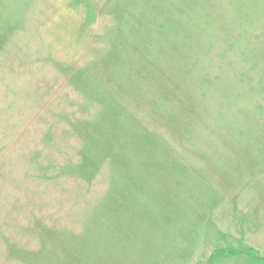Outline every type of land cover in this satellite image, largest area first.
I'll list each match as a JSON object with an SVG mask.
<instances>
[{
	"label": "rangeland",
	"instance_id": "obj_1",
	"mask_svg": "<svg viewBox=\"0 0 264 264\" xmlns=\"http://www.w3.org/2000/svg\"><path fill=\"white\" fill-rule=\"evenodd\" d=\"M236 252L264 264V0H0V264Z\"/></svg>",
	"mask_w": 264,
	"mask_h": 264
},
{
	"label": "trees",
	"instance_id": "obj_2",
	"mask_svg": "<svg viewBox=\"0 0 264 264\" xmlns=\"http://www.w3.org/2000/svg\"><path fill=\"white\" fill-rule=\"evenodd\" d=\"M112 195H113V191L111 190L109 193H108V199L105 201V204H104V207L103 208H101V211H100V213L101 214H103V213H108V215H106L107 216V218H104V219H108V218H110L112 215H113V209H114V201H113V199H112ZM124 199H123V201L122 202H119V206L121 207V206H123L125 203H126V201H128L127 200V198L126 197H124V196H122ZM107 203H109V205H106ZM112 212V213H111ZM111 213V214H110ZM130 230V229H129ZM129 230H128V232H129ZM125 233H127V232H123L122 234L124 235ZM133 239V238H132Z\"/></svg>",
	"mask_w": 264,
	"mask_h": 264
},
{
	"label": "crops",
	"instance_id": "obj_3",
	"mask_svg": "<svg viewBox=\"0 0 264 264\" xmlns=\"http://www.w3.org/2000/svg\"><path fill=\"white\" fill-rule=\"evenodd\" d=\"M236 253L237 255L235 257L238 258L239 264H256V261L258 260V258L255 257V255H257L256 252H252V254H248V255H246L245 253H240V252L239 253L236 252Z\"/></svg>",
	"mask_w": 264,
	"mask_h": 264
}]
</instances>
